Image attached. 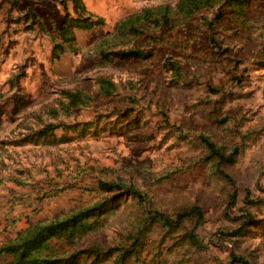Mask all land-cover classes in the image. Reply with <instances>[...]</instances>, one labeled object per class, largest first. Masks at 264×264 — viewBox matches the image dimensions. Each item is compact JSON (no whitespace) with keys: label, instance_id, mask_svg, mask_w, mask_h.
<instances>
[{"label":"rangeland","instance_id":"obj_1","mask_svg":"<svg viewBox=\"0 0 264 264\" xmlns=\"http://www.w3.org/2000/svg\"><path fill=\"white\" fill-rule=\"evenodd\" d=\"M181 1L0 0V264H264V0Z\"/></svg>","mask_w":264,"mask_h":264},{"label":"trees","instance_id":"obj_2","mask_svg":"<svg viewBox=\"0 0 264 264\" xmlns=\"http://www.w3.org/2000/svg\"><path fill=\"white\" fill-rule=\"evenodd\" d=\"M219 1H224L225 3L227 2V0H183L180 2L178 8L181 9L180 12H183L184 14H190L192 12L196 13L197 11L201 10L204 7H208L209 9H214V7H213L214 4L218 3ZM224 2L222 3V5H224ZM161 10H165V11H164L163 16L160 19V23L162 25L169 24L170 20H168L167 17L172 12V10L168 7H162ZM178 11L179 10L177 9L176 13H179ZM139 20H141V16H137L134 19L132 18V20L128 21V23H130V22L132 23V22L139 21ZM125 27H127V24H125V23L122 25L120 24V26L117 28L115 33L119 31V28L125 29ZM125 35H126V33L122 31L119 33L118 36H125ZM211 42H213L215 45H218V46L221 42L218 49L221 48V46L223 45V41H220V39L214 35L209 37V43H211ZM140 54H141L140 52L129 50V49H125L124 51L118 52V55H121L125 58L126 57H128V58L139 57ZM100 84H101V91L106 95H110L115 90V86L108 80L102 79V80H100ZM79 94L80 93H78L77 95H79ZM76 96L74 95L73 97H76ZM201 139H202V143L205 144L206 146H208L211 150L215 151L217 149V146L212 141H210V138L202 136ZM100 187H101V189H104V190L111 189V188H113V184L110 182H101Z\"/></svg>","mask_w":264,"mask_h":264}]
</instances>
